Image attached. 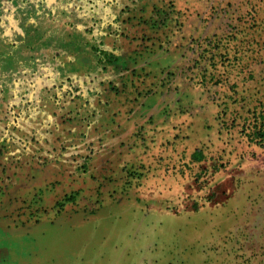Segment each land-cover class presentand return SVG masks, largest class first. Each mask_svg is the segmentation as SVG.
I'll list each match as a JSON object with an SVG mask.
<instances>
[{"label":"rangeland","instance_id":"374dc122","mask_svg":"<svg viewBox=\"0 0 264 264\" xmlns=\"http://www.w3.org/2000/svg\"><path fill=\"white\" fill-rule=\"evenodd\" d=\"M264 0H0L8 264H264Z\"/></svg>","mask_w":264,"mask_h":264},{"label":"crops","instance_id":"0c3cea01","mask_svg":"<svg viewBox=\"0 0 264 264\" xmlns=\"http://www.w3.org/2000/svg\"><path fill=\"white\" fill-rule=\"evenodd\" d=\"M12 242L4 235L0 229V264H8L10 262L9 255L14 251Z\"/></svg>","mask_w":264,"mask_h":264},{"label":"trees","instance_id":"16d2710c","mask_svg":"<svg viewBox=\"0 0 264 264\" xmlns=\"http://www.w3.org/2000/svg\"><path fill=\"white\" fill-rule=\"evenodd\" d=\"M262 134H261V137L264 139V130H263V132H261Z\"/></svg>","mask_w":264,"mask_h":264}]
</instances>
